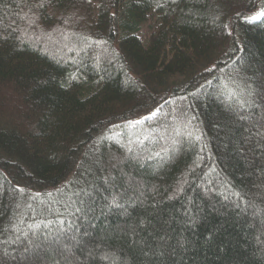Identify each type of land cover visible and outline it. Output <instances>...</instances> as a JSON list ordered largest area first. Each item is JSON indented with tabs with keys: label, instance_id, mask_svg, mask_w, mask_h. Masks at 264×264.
Here are the masks:
<instances>
[{
	"label": "trees",
	"instance_id": "16d2710c",
	"mask_svg": "<svg viewBox=\"0 0 264 264\" xmlns=\"http://www.w3.org/2000/svg\"><path fill=\"white\" fill-rule=\"evenodd\" d=\"M261 12L0 0V264H264Z\"/></svg>",
	"mask_w": 264,
	"mask_h": 264
},
{
	"label": "snow or ice",
	"instance_id": "6c2138e0",
	"mask_svg": "<svg viewBox=\"0 0 264 264\" xmlns=\"http://www.w3.org/2000/svg\"><path fill=\"white\" fill-rule=\"evenodd\" d=\"M262 16H264V12H261V13H258L257 15L252 16L251 20L257 21V20L261 19ZM117 206H119V205H117Z\"/></svg>",
	"mask_w": 264,
	"mask_h": 264
}]
</instances>
